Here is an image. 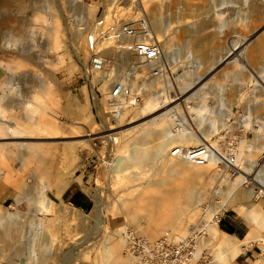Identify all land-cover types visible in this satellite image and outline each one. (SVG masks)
<instances>
[{
  "label": "rangeland",
  "instance_id": "obj_1",
  "mask_svg": "<svg viewBox=\"0 0 264 264\" xmlns=\"http://www.w3.org/2000/svg\"><path fill=\"white\" fill-rule=\"evenodd\" d=\"M108 5L103 0H10L7 3L0 0V113L10 117L9 121L18 128L25 126L24 134H14L7 140L48 148L46 157L50 161L45 159L46 162L40 165L41 169L37 168L39 165L35 157H32L33 162L27 168L23 166L20 169L21 164L16 157L1 161L0 166L7 176L0 179V228L19 227V234L23 237L17 242V246L24 252H27L28 247L32 252L37 238L43 236L47 240L44 264H111L113 258L108 249L113 240L123 237V233L131 228L138 230L131 220L134 208H125L123 200L134 199L135 207L140 208V200L151 192L148 182L159 179L163 182L165 179L169 187H172L173 182L177 184L180 181L167 172V166L173 160L170 147L178 142L169 145L156 161H151V165L148 162L142 167H130L123 172L112 171L111 162L117 157L126 156L133 147L132 140L141 137L143 128L140 129L137 124L171 108L173 110L168 117L172 118V112L181 110L186 114L191 128H197L191 109L200 107L202 116H215L219 120L218 130L205 140L216 147L224 137L228 140V132L233 131L235 135L239 130L237 127L243 126V132L238 133L236 141L239 153L245 143L253 140L255 131L264 122V52H255L252 43H249L246 48L235 51L228 63L224 61L213 69H208L210 56L212 59L223 54L225 49L243 43L255 30L257 35L264 34V20L245 19L248 7L242 4V0L123 2L119 14L125 20H138L140 23L144 19L148 24L149 17L158 16L160 36H152L161 45L166 41L164 53L172 62L169 79L149 80L145 90L138 88L146 78L142 77L145 73L143 66H133L132 75L127 73L126 68L130 64L128 61H136L133 55H128L127 63L111 62L116 73L111 79H126L124 82L129 88L127 91H130L129 98L128 93L122 104L117 101L113 106L106 100L111 79L105 84L97 83L98 90L93 91L78 79L81 63L87 58L85 38L80 40L85 49L79 50L71 46L73 30L81 29L84 35L88 33L102 9ZM219 12L222 15L221 23L229 25L222 32L218 29L220 22L216 14ZM37 15L45 21L36 18ZM205 18L210 19V22L198 35L204 40L200 46V43L196 46L189 42L188 37L176 32L181 23L197 24ZM224 19L229 22L223 21ZM46 28L52 32L51 38L55 43L53 50L46 49L47 37L43 33ZM149 34H153L152 31ZM205 36H208L209 41ZM14 37L17 39V47L23 48L25 53L18 52L12 45L11 39ZM253 39L254 37L251 41ZM107 49L116 52L115 55H121V52L111 46L105 51ZM171 51H176L177 54L171 56ZM44 80L52 86L48 93L51 97L41 94L39 101L46 104L47 114L54 112L51 116L57 130L38 121L24 124L21 119L27 106L23 102L32 100L33 91L38 90L34 86ZM186 84H190L189 88ZM157 90L164 91L162 98L157 104L149 106L147 99ZM52 96L56 101L53 102ZM133 97L137 98L131 103L128 99ZM252 106L256 108L253 110ZM228 109L229 112L226 111ZM248 110H251L249 116L246 113ZM242 117L246 119L244 123ZM146 138V146L150 148H154L159 141L151 134ZM69 146L73 148V157L65 161V150ZM252 157L258 162L257 168L247 174L248 182L238 187L224 202L222 193L213 192L217 189L215 185L221 174L216 175L213 181H207L209 177L204 178L209 185L206 189H209L206 193L199 192L198 196L203 198L199 203L193 204L194 213L193 210L185 211L186 222H183L182 227L198 220L205 207V214L215 208L218 219L223 214L238 216L240 219L234 220L240 221L238 224L242 228L241 232H251L254 213L264 214V188L252 180L261 164L259 170H264V151L260 150ZM237 163L241 169L248 162L237 157ZM84 164H88L86 169L92 174L84 184L93 201L92 209L86 212L60 198L62 191L72 182L61 192L57 191L71 176L75 178L82 175ZM160 165L162 166L159 168ZM210 166L214 167L215 164ZM238 175L239 170L235 177ZM222 178L227 181L234 179L228 178L225 173ZM198 186L199 189L202 188V184ZM42 193L48 197L47 206L45 201L40 202ZM219 203L222 204L220 208L217 207ZM136 210L140 216L138 222L145 224L144 211ZM185 227L171 230L163 226L164 229H159L155 237L166 231L181 236L185 233ZM251 235L259 239L252 244L261 246L262 254L257 262L264 264V229ZM223 239L224 237L219 240L208 230L205 264H231L232 261L224 262L219 256L220 242ZM10 252L11 250L1 251L0 264H19L18 257L13 261L7 259ZM120 253L123 257L126 256L124 247ZM33 255L36 256V253L33 252Z\"/></svg>",
  "mask_w": 264,
  "mask_h": 264
},
{
  "label": "bare ground",
  "instance_id": "obj_2",
  "mask_svg": "<svg viewBox=\"0 0 264 264\" xmlns=\"http://www.w3.org/2000/svg\"><path fill=\"white\" fill-rule=\"evenodd\" d=\"M4 3H7L10 0H1ZM173 2L177 3L179 0H173ZM242 4L245 5L247 8V14L246 18L247 20H252L253 18H258L264 20V0H242ZM36 13V12H35ZM244 14V13H242ZM182 15V14H181ZM217 19L219 20L220 24L218 25V29L222 32L224 31V28L229 26L228 24H222V15L221 13H217ZM36 18L42 19L41 21H45V19L41 16H36ZM123 18V17H122ZM144 19L141 20V22ZM159 18L157 15H153L152 17H149L148 19V25L149 30L147 32L148 35L152 31V35L160 36L159 32H161L159 26H158ZM226 22H229V20H223ZM140 22V23H141ZM210 22V19H202L197 24L195 23H181L176 28V32L185 38L188 37L189 42H193L196 46H200L204 40L202 38H199L198 35L203 31L208 23ZM48 23V22H47ZM262 23V22H261ZM251 25V24H250ZM139 28L142 26L139 24ZM253 26V25H252ZM264 26V25H262ZM163 29V28H162ZM259 29V28H258ZM257 29V30H258ZM160 30V31H159ZM255 33L251 34L246 41L240 44H235L232 48H227L224 50L223 54H219L215 56L214 58L209 57V66L208 69L211 70L214 67H216L218 64H221L222 62L226 61V63L229 62L230 58L235 54V51L240 50L241 48H246L249 43H252V47L254 48L255 52L261 53L264 52V34L257 35V31H254ZM47 40L45 42L46 49L47 50H53L55 47V43L52 40V32L50 29L46 28L43 32ZM55 34V33H54ZM88 33L84 35V31H81V29H75L73 30V36L71 39V46L75 49L83 50V45L81 44V41L83 37ZM58 36V32L56 34ZM209 35V34H208ZM60 37V36H59ZM203 37V36H201ZM206 37V36H205ZM204 37V38H205ZM208 37V36H207ZM206 37V39H207ZM212 37V36H211ZM252 37L254 39L251 41ZM16 37L12 38V45L16 47L17 51L20 53H25L23 51V48L17 47V39ZM187 40V41H188ZM208 40V39H207ZM85 41V40H84ZM129 40H123V42H127ZM209 41V40H208ZM56 42V41H55ZM166 41L163 42L162 47L163 51L165 52L166 49ZM195 46V47H196ZM109 47L103 46L102 52L103 55L111 61L113 64H118L117 62H126L127 63V57L128 55H132L128 52H121V55H115L116 52H113L110 49H105ZM202 48V47H201ZM85 49V48H84ZM87 52V49H85ZM120 52V51H118ZM33 56V55H32ZM258 56V55H256ZM132 61L134 67H139L141 65H138L136 61ZM128 61V63H131ZM112 64V66H113ZM206 71V70H205ZM208 71V70H207ZM206 71V72H207ZM115 68H110L107 71L106 77H101L96 83L102 82L107 83L113 75H115ZM142 76V75H141ZM137 78V76H136ZM199 78V76H198ZM152 80L149 78H145V80L141 82V85L138 86L140 90H145L148 86V81ZM123 81H126V79H123ZM48 81L40 82L34 87H37L38 90H34L32 94V100H26L23 103H26L25 108V114L21 116L22 122H41L44 125L51 126L53 130H57L56 126H54V120H52V116L54 114H47L45 107L46 104L41 103L40 98L41 94H48L50 89H52V86L48 83ZM190 84H186V87L189 88ZM187 88V89H188ZM184 90V89H183ZM56 91V89H55ZM185 91V90H184ZM52 93V92H51ZM56 93V92H54ZM164 91H154L150 94V96L147 99V104L149 106L157 104L160 99L162 98ZM30 94V93H29ZM26 95V94H25ZM28 95V94H27ZM49 95V94H48ZM43 96V95H42ZM50 96V95H49ZM127 95L122 96L118 99L119 103H123L125 97ZM193 96V94H191ZM47 97V96H46ZM45 97V98H46ZM51 97V96H50ZM53 102L54 96H52ZM48 98V97H47ZM67 101L70 103L71 100L68 98ZM51 102V100H50ZM56 103V102H55ZM167 103V102H166ZM48 104V103H47ZM52 104V102H51ZM50 104V105H51ZM165 104V103H164ZM57 105V104H56ZM223 105V104H222ZM55 106V104H54ZM195 106V105H194ZM164 108V107H163ZM251 108V107H249ZM253 108V106H252ZM251 108V109H252ZM256 107L253 108V110ZM173 109L165 110L154 117L137 124V126L143 128L142 135L140 138L133 139L132 145L133 147L129 150L128 154L124 157H117L111 162L112 164L110 167L112 168V171H115L116 173L123 172L125 169H128L130 167H142L143 165H146V163L150 162L149 165H151V161H156L157 157L166 150V148L173 144L177 143L180 145H198L201 143L206 142V138L211 135L214 131L218 130V122L219 120L211 116L204 117L201 114V108L195 107L192 108L191 111L194 113L192 116V119L196 125L197 128L190 127V129H186L181 131L180 133L173 134L171 131V124H172V118L168 117V114ZM252 110V111H253ZM229 112V109L226 110ZM49 112V111H48ZM247 116L250 115L251 110H248ZM10 120V117L7 115H3L0 113V163L3 159H12L13 157H16L20 161V167L27 166L33 162L32 157H35L37 159V168H40V165L47 159L48 162L49 158L46 157V153L49 152L47 150L48 148L44 149L42 146H31L26 145L23 142H17V140H7L8 138H11L14 134H20L25 133V126L23 125L22 129L18 128L16 124H13ZM244 120H246L244 118ZM248 121H250L248 119ZM23 124V123H22ZM153 135L158 140L157 145L154 148H150L147 145V135ZM134 135V133H133ZM130 137V136H128ZM3 139V140H2ZM18 139V138H17ZM89 139V138H88ZM152 140V139H151ZM79 142V140H78ZM185 145V146H188ZM214 147L216 145L212 144ZM72 147L69 146L65 150V161L69 158L73 157L72 153ZM126 150V149H125ZM264 151V122L260 125V128L255 131V135L253 140L247 142L244 144L243 150H241L239 153L237 152V157L243 158L246 163L241 169H239V175L235 177L232 181L226 180L225 178H222L224 176L223 172H220V168H218V165L216 163L217 158L215 155L212 159H210L206 164L204 165H197L192 162L178 159L175 157H172L173 160H171L170 164L167 166V172H169L171 175H173V178H179V182L172 183V187H169V184L165 179L150 181L147 183V186L150 187L151 192H149V195L145 197L144 199H141V205L140 208L135 207L134 199H124L123 205L125 208H134V214L132 215V222L135 223L138 227V230L141 232V234L153 238L156 236V233L159 229H164V227H168L171 230H180L184 222V216L185 211L191 212L194 207L193 204L195 202L199 203L202 196H198L200 193H206L209 188L206 189L208 185L207 181H213L219 173V177L217 178V183L213 192L217 191L223 194V202L226 201V199L231 196V194L242 184H245L248 182L247 174H250L252 172L253 168H257L258 162L254 159L253 154L257 153L259 151ZM216 154V153H215ZM49 157V155H48ZM237 162V161H236ZM155 163V162H154ZM153 163V164H154ZM19 164V163H18ZM211 164H215L214 167H211ZM51 165V164H50ZM162 165L159 166V168ZM262 167V164L261 166ZM259 167V168H260ZM158 168V169H159ZM255 168V169H256ZM256 171L254 174V177L252 180L256 181L262 188H264V173L259 170ZM6 169V168H5ZM25 169V168H24ZM219 171H218V170ZM23 170V169H21ZM40 171V170H39ZM254 171V170H253ZM208 175V176H207ZM7 176V173L1 168L0 166V179H5ZM133 176L137 177V174H134ZM206 176V177H205ZM209 177V179H207ZM206 178L207 181L204 179ZM222 178V179H221ZM223 185L221 186L220 184ZM199 184H202V188L199 189ZM33 189V188H32ZM40 190V189H39ZM198 191V193H197ZM44 192V191H43ZM216 192V193H217ZM45 194V193H44ZM42 193V198L40 202L43 200L45 201V206L48 205V197ZM212 195V193H211ZM217 204V203H216ZM222 204H218L217 207H221ZM49 207V206H48ZM190 207V208H189ZM216 207V206H215ZM136 209L143 210L145 213L146 222L145 224H140L138 215V212ZM100 210V209H99ZM209 210V209H208ZM98 213V212H97ZM194 213V210H193ZM102 218V217H101ZM205 222L208 224V230L211 231L214 235H220L219 240L223 237L224 239L220 242L221 243V249L219 251V254L222 259H228L231 257V255L237 253L238 251H241L242 246H250L253 242L259 241L258 237L255 235H247L243 239L235 238L231 235H227L221 231V229L218 227V215L215 208H212L208 211L205 215ZM253 221V232H258L264 229V214L262 213H254L252 216ZM186 222V220H185ZM184 222V224H185ZM98 223V222H97ZM101 223V222H100ZM31 227V226H30ZM132 230L138 231L135 228H131ZM19 227L10 226L6 228V226L0 228V254L1 251H10L8 254V258L10 261H13L15 257H18L19 264H35L37 262H40L39 264H44L46 261V248L45 243L46 239L42 237L37 238V240L34 242L35 247L32 248V252H30V249L28 247L27 252H24L25 250L19 248L20 246H17V242L20 241V239L23 237V235L19 234ZM138 231V232H139ZM139 232V233H140ZM166 231L165 233H167ZM252 232V233H253ZM163 233V234H165ZM171 234V232H168ZM173 233V232H172ZM29 240V239H28ZM46 240V241H45ZM26 241V240H25ZM27 242V241H26ZM25 242V243H26ZM32 242V241H31ZM25 245V244H24ZM38 245V246H37ZM29 246V245H28ZM37 246V247H36ZM124 247L125 252V242L124 237H119L117 239L113 240L112 245L109 247L108 252L112 254L113 261L111 264H127L130 261L131 264V257L128 256L126 253V256L124 257L121 255L120 251ZM42 248V249H41ZM33 252L36 253V256L33 255ZM7 254V253H6ZM67 254V252H66ZM33 255V256H32ZM49 255V254H48ZM64 255V253H63ZM64 258V257H62ZM68 258V256H67Z\"/></svg>",
  "mask_w": 264,
  "mask_h": 264
},
{
  "label": "built area",
  "instance_id": "obj_3",
  "mask_svg": "<svg viewBox=\"0 0 264 264\" xmlns=\"http://www.w3.org/2000/svg\"><path fill=\"white\" fill-rule=\"evenodd\" d=\"M108 6L85 36L87 58L81 63L78 79L84 86H89L91 91L98 90L97 81L101 77L109 76L107 71L113 68L110 59L103 55V46H111L118 51L128 52L134 56L138 65L145 68L143 78L154 80H167L171 70V62L165 55L161 42L154 36L148 35L149 25L146 21L125 20L120 17L123 2L126 0H103ZM118 7V9H117ZM142 26L139 28V24ZM123 40H129L123 42ZM133 63L127 65V73L132 75ZM141 77V78H142ZM140 79V78H139ZM122 79H111L106 100L110 106L124 95L130 97V91ZM132 96V95H131ZM137 97L128 99L134 103ZM135 99V100H134ZM171 131L173 134L190 129L191 125L183 111L172 112ZM242 122L245 120L242 117ZM237 134L228 132L229 138L214 147L210 142L198 145L173 144L170 147L172 157L183 159L197 165H204L210 159L217 158L218 168L228 178H234L239 170L236 162L239 134L243 126L237 127ZM216 153V154H215ZM199 219L185 227V233L175 236L165 233L156 238H149L138 231L129 229L123 233L125 253L131 257V264H205L208 246V224L205 222V207ZM220 218L218 219L219 225Z\"/></svg>",
  "mask_w": 264,
  "mask_h": 264
},
{
  "label": "crops",
  "instance_id": "obj_4",
  "mask_svg": "<svg viewBox=\"0 0 264 264\" xmlns=\"http://www.w3.org/2000/svg\"><path fill=\"white\" fill-rule=\"evenodd\" d=\"M169 54L171 56H175L177 54L176 51H171L169 52ZM178 56V55H177ZM88 164H84V171L82 173V175H78L75 178H73L71 176V178L68 179V182L64 183V185L59 186V188H57L58 192H61L67 185H69L71 182V184L66 187L61 195L60 198L67 202L68 204L80 209L83 212L86 211H90L93 207V201L91 196L89 195V193L87 192V190L84 188V184L87 183V181L91 178L92 174L89 170L86 169ZM55 175H58V173H56ZM237 219L239 220L240 218L238 216H234V215H225L223 214L220 218V225L223 226L224 228L228 229L230 232H227L223 229H221V231L227 235H231L233 237H235L236 239H243L245 236L252 234L253 232V228L250 232L249 231H242V228L240 226V221L236 222ZM253 222V221H252ZM242 223V222H241ZM219 227V225H218ZM251 229V227H250ZM260 232V231H259ZM210 233L212 235H214L211 231ZM256 235V234H255ZM217 238H220V235H216ZM242 236V237H239ZM150 237V236H149ZM224 237V235H223ZM156 238V237H153ZM262 254V248L261 246H259L258 244H251L250 246L246 247V246H242L241 251H238L237 253L231 255L230 258L228 259H222V261L224 262H231V264H261L258 260V257ZM220 256V254H219ZM221 257V256H220Z\"/></svg>",
  "mask_w": 264,
  "mask_h": 264
},
{
  "label": "trees",
  "instance_id": "obj_5",
  "mask_svg": "<svg viewBox=\"0 0 264 264\" xmlns=\"http://www.w3.org/2000/svg\"><path fill=\"white\" fill-rule=\"evenodd\" d=\"M219 226L221 227V229L227 231V232H230L228 229L224 228L223 226L220 225V222H219ZM239 237H242V236H239Z\"/></svg>",
  "mask_w": 264,
  "mask_h": 264
}]
</instances>
